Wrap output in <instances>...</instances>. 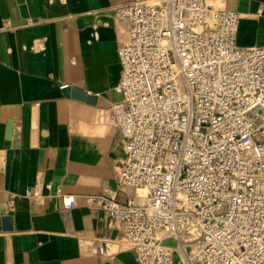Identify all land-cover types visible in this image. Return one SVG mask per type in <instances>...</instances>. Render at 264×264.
Masks as SVG:
<instances>
[{
	"label": "built area",
	"instance_id": "1",
	"mask_svg": "<svg viewBox=\"0 0 264 264\" xmlns=\"http://www.w3.org/2000/svg\"><path fill=\"white\" fill-rule=\"evenodd\" d=\"M115 14L127 38L108 117L126 154L118 192L135 195L91 201L137 264H172L181 244L187 264H264V46L237 44L225 0H125Z\"/></svg>",
	"mask_w": 264,
	"mask_h": 264
},
{
	"label": "crops",
	"instance_id": "2",
	"mask_svg": "<svg viewBox=\"0 0 264 264\" xmlns=\"http://www.w3.org/2000/svg\"><path fill=\"white\" fill-rule=\"evenodd\" d=\"M124 1L0 0V264H137L122 227L90 199L135 195L118 192L126 154L108 117L120 98ZM225 6L238 13L237 44L264 46V0ZM33 187L39 198L27 196ZM60 193L76 206L63 209ZM182 249L172 264H187Z\"/></svg>",
	"mask_w": 264,
	"mask_h": 264
},
{
	"label": "water",
	"instance_id": "3",
	"mask_svg": "<svg viewBox=\"0 0 264 264\" xmlns=\"http://www.w3.org/2000/svg\"><path fill=\"white\" fill-rule=\"evenodd\" d=\"M22 8V10H24V12H25V7L23 6V7H21ZM72 92H73V94L75 95V97H77L78 99H80V100H85L86 98H87V92H85V91H83V90H79V89H77V88H74L73 90H72ZM18 129L17 128H15V129H13L12 128V123H9V126H8V133L9 134H11V133H13V139H14V143H17V140H18Z\"/></svg>",
	"mask_w": 264,
	"mask_h": 264
},
{
	"label": "rangeland",
	"instance_id": "4",
	"mask_svg": "<svg viewBox=\"0 0 264 264\" xmlns=\"http://www.w3.org/2000/svg\"><path fill=\"white\" fill-rule=\"evenodd\" d=\"M153 2H154V1H153ZM142 192L145 193V191L138 190V193H139L142 197H145L146 194H143ZM136 201H137V202H140V201H142V200L136 199ZM195 236H196V234H195ZM166 243H167V244H170V245H174V244L176 243V241L173 240V239H167V240H166ZM189 244L192 245V246H191L192 249L197 250V248H198V244H196L195 241L190 242Z\"/></svg>",
	"mask_w": 264,
	"mask_h": 264
},
{
	"label": "bare ground",
	"instance_id": "5",
	"mask_svg": "<svg viewBox=\"0 0 264 264\" xmlns=\"http://www.w3.org/2000/svg\"><path fill=\"white\" fill-rule=\"evenodd\" d=\"M150 2H153V1H150ZM237 28H238V26H237ZM141 190H142V189H141ZM144 190L147 191L146 196L144 197V198H145L144 200H146L147 197H148V190H147V189H144ZM181 237H182V240H188V239H189V238H188V235H185V234H182ZM181 246H182V244H181ZM196 252H197V251H196L195 249L192 251L193 254L196 253ZM186 261H187V260H186Z\"/></svg>",
	"mask_w": 264,
	"mask_h": 264
}]
</instances>
